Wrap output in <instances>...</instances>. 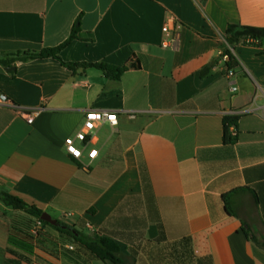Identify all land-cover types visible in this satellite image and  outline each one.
Listing matches in <instances>:
<instances>
[{"label":"crops","instance_id":"0c3cea01","mask_svg":"<svg viewBox=\"0 0 264 264\" xmlns=\"http://www.w3.org/2000/svg\"><path fill=\"white\" fill-rule=\"evenodd\" d=\"M229 24L264 27V0H0V56L57 48L78 28L64 62L127 68L117 80L53 58L0 64L14 103L0 104V190L115 241L124 264H264V42L238 45L230 69ZM91 111L118 125L99 126L80 162L65 140ZM38 220L0 202V264H113L50 226L36 238Z\"/></svg>","mask_w":264,"mask_h":264},{"label":"trees","instance_id":"16d2710c","mask_svg":"<svg viewBox=\"0 0 264 264\" xmlns=\"http://www.w3.org/2000/svg\"><path fill=\"white\" fill-rule=\"evenodd\" d=\"M79 29L75 28L71 34V36L59 47L57 48H47L42 50L41 52L35 51H26V52H18L15 54L0 56V64L10 67L15 65L17 62H26L29 60H36V59H46V58H53L58 60L63 66L71 70L72 72L76 73L78 70H86L89 68H97L104 72V74L108 77H114L115 79H119L121 75L127 70V68H114L111 65L103 64V63H66L64 62L61 57L60 53L63 49L68 47L74 40L79 38L78 36ZM226 43L232 48L227 49L225 52L226 55L230 57V61L228 66L230 69H233L236 65V58L233 54V50L240 44L243 45H253L256 43L250 42V40L258 41V44L264 42V27H254V26H246V25H239V24H229L226 35H225ZM211 67H206L201 72V79H206L209 74L211 73ZM239 117L235 116H227L225 117V144L232 145L235 144L237 138L233 136L231 128L234 126L235 128L238 125ZM229 196L230 194H225L223 196V200L226 204L227 210L229 209ZM0 202L4 204L6 207L11 208L16 211H24L25 213L41 220L44 211L36 207L35 205H31L19 197L0 190ZM45 226H50L57 230L64 236L72 239L76 244L80 245L81 247L87 249L92 255L96 258L104 261V262H111L113 264H124L125 256L122 253V248L118 245L115 241L101 237V236H88L76 227L67 225L65 223L59 222V226L50 225L47 222H44ZM247 236L250 238L251 235L249 231H245ZM40 236L37 235L36 238ZM253 239L255 237L252 236ZM35 238L33 236L27 237V244L30 246L33 244V240ZM42 246V242H39ZM191 255L194 258V254L192 249ZM67 256L71 257L72 251L65 250L64 252Z\"/></svg>","mask_w":264,"mask_h":264},{"label":"built area","instance_id":"2783aa9c","mask_svg":"<svg viewBox=\"0 0 264 264\" xmlns=\"http://www.w3.org/2000/svg\"><path fill=\"white\" fill-rule=\"evenodd\" d=\"M164 32H168V27H165L163 29ZM174 40H172L173 42ZM252 43H258V41L250 40ZM227 44V43H226ZM164 47L170 46V41L166 40L163 43ZM228 49H232L227 44ZM222 58L224 61L229 62L230 57L226 54H222ZM230 76H234V73L232 71L229 72ZM236 90V89H235ZM0 104L2 105H9L14 106L13 101L7 97L4 93L0 92ZM21 114L27 118L28 123L32 124L34 122L35 113L28 112V111H21ZM232 116H236V113L232 114ZM108 123L112 127H115L118 125V116L116 113L108 112V111H91L86 114L85 121L83 124V128L80 132H78L74 137H69L65 140V149L66 152L75 160L83 162L84 159V152L86 149L89 148V145L91 144L93 138L92 135L96 131V129L105 124ZM231 131L233 133V136L237 135V132L234 127L231 128ZM79 144L81 146H79ZM95 153V155H93ZM99 151L95 148H92L88 150L86 153V157L89 161H93L97 158ZM44 223L42 220H38L35 228L32 230V234L34 236H37L40 232V230L43 228Z\"/></svg>","mask_w":264,"mask_h":264},{"label":"water","instance_id":"95a60500","mask_svg":"<svg viewBox=\"0 0 264 264\" xmlns=\"http://www.w3.org/2000/svg\"><path fill=\"white\" fill-rule=\"evenodd\" d=\"M7 70L8 71H14L15 67H9V68H7ZM41 220L44 221V222H47V223H49L50 225H53V226H59L60 225L59 221L53 219L52 216L50 214H48V213H44L42 215V217H41Z\"/></svg>","mask_w":264,"mask_h":264},{"label":"rangeland","instance_id":"374dc122","mask_svg":"<svg viewBox=\"0 0 264 264\" xmlns=\"http://www.w3.org/2000/svg\"><path fill=\"white\" fill-rule=\"evenodd\" d=\"M2 204V203H1ZM4 205V204H3ZM2 212V211H1ZM7 217H9L10 220H14V221H19L22 219V217L16 213H10V214H7ZM31 223V221H30ZM30 226H32V223L30 224ZM33 227V226H32ZM31 227V228H32Z\"/></svg>","mask_w":264,"mask_h":264},{"label":"snow or ice","instance_id":"6c2138e0","mask_svg":"<svg viewBox=\"0 0 264 264\" xmlns=\"http://www.w3.org/2000/svg\"><path fill=\"white\" fill-rule=\"evenodd\" d=\"M93 155H95V153H93Z\"/></svg>","mask_w":264,"mask_h":264}]
</instances>
